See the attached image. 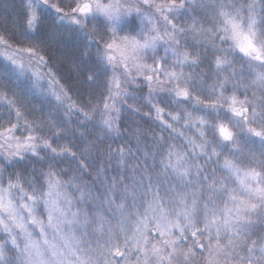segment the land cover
Wrapping results in <instances>:
<instances>
[{
    "label": "snow or ice",
    "instance_id": "6c2138e0",
    "mask_svg": "<svg viewBox=\"0 0 264 264\" xmlns=\"http://www.w3.org/2000/svg\"><path fill=\"white\" fill-rule=\"evenodd\" d=\"M24 10L23 39L32 46L9 53L0 36L8 62L0 80L29 77L38 87L44 75L31 63L47 65L40 53L59 43L65 26L94 46L86 79L102 88L95 100L65 105L68 91L48 81L68 123L73 113L83 117L77 124L86 131L70 130L83 147H54L69 129L28 119L15 92L11 99L0 93L15 118L0 127V264H264V0H25ZM182 15L191 23L174 22ZM17 53L30 57L28 65ZM202 64L206 71L196 72ZM141 84L162 132L183 143L161 134L153 145H109L116 168L101 164L91 182H82L105 137L120 135L123 107L139 111L127 101L138 99L130 89ZM157 97L191 110L166 112ZM97 113L99 134L87 140ZM181 120L193 136L174 127ZM46 123L55 129L48 137L41 135ZM66 158L75 165L63 179L68 169L57 165ZM13 165L20 167L5 176Z\"/></svg>",
    "mask_w": 264,
    "mask_h": 264
},
{
    "label": "trees",
    "instance_id": "16d2710c",
    "mask_svg": "<svg viewBox=\"0 0 264 264\" xmlns=\"http://www.w3.org/2000/svg\"><path fill=\"white\" fill-rule=\"evenodd\" d=\"M56 2V0H53ZM62 5H66L68 0H59ZM25 0H2L0 2V36H3L5 40L17 49H23L32 46L29 40L23 39V33L25 32L24 24V10ZM5 8L7 11H5ZM199 18V17H197ZM171 19V17H170ZM178 25H185L191 23V17L182 15L180 18L174 21ZM91 26H89L90 30ZM59 34L62 39L58 44L52 46L47 52H41V55H45V59L48 61L45 68L49 72L51 70V79L58 81L56 84L58 88L61 86L68 91V95L71 97V101L66 100L65 105L75 101L78 105L82 104L88 99L95 100L100 95L102 86L96 82H87V77L91 74L93 68L94 59V46L89 45L88 38L77 33L72 27L60 26ZM195 52V48L190 49ZM203 49H201L202 51ZM86 51H91L93 56H85ZM163 55L161 50L157 53V56ZM8 62L0 58V68H3ZM193 71L191 68H185V72ZM196 72L206 71L205 66L202 64L199 68L195 69ZM212 75L209 73L207 77V83L212 82ZM140 83V81H137ZM0 93H7L8 98H13L12 93H16V99L18 100V106L25 112L28 119L35 117L38 120L53 121L58 125L69 129L67 139L60 138L59 140L53 141V146L68 144L71 141L77 144L78 147H83L81 138L79 136H73L71 129H77L78 131H86L80 129L77 121L83 120V117L78 113H73L71 116V123H68V118L65 115L66 108L55 101V97L49 93V83L42 82L38 87H31V80L29 77L17 79L15 75H12L8 79L0 80ZM135 92L138 99L129 98L127 104H131L134 108H138L139 111L130 110L126 105L121 111V119L118 124L120 135L115 133L108 135L104 139V143L100 144L101 154L94 155L90 158L93 166L88 169L92 173L91 176L85 175L82 182H91L95 177V170L99 168L101 164L105 167L111 166L116 168V160H109L106 155V149L110 145L113 149L118 148L122 144H127L135 148L137 139H139L141 146L155 144V136L164 135L166 138H170L168 142H175L177 145L183 143V138L176 136L169 131L161 130V126L154 120V113H151L150 107L142 99L147 94V86L141 84L139 89H130ZM206 91V89H205ZM232 93L231 85L228 88L227 94ZM240 99H243L246 95L242 90L237 93ZM251 98V90L247 94ZM171 97H157L156 100H162L160 107L165 108V111L176 112L178 108L191 110V105L187 102L180 105L168 104L167 101ZM149 113V115H145ZM200 114V113H197ZM165 119H169L165 116ZM99 120V114L97 113L94 121L89 123L87 131L91 132L92 135L86 137L87 140L94 139L95 135H98V129L93 125ZM169 122H171L169 120ZM10 123H15L14 116L9 119L8 108L0 103V127H8ZM183 124V120L178 125H174L179 131H182L185 136H193L194 132L192 129H185L180 127ZM55 129L48 130L47 123L45 124V130L41 132V135L48 137L53 134ZM17 136L21 135V132H16ZM258 147V144L257 146ZM77 149H73L76 151ZM151 151V148L148 149ZM79 155V153H77ZM43 155V153H41ZM132 163L133 161H129ZM0 164L3 161L0 160ZM75 162H70L67 158L61 164L57 165L58 169H68L67 175L63 176V179H67L68 176L73 175L72 169L74 168ZM32 165H29L31 167ZM20 165H13L11 169L5 171V176L9 174V171L18 170ZM39 167V165H37ZM214 165H209V168ZM109 176L115 175L114 171L107 173ZM100 188L99 183H96L92 187V191L95 192ZM118 259V258H117Z\"/></svg>",
    "mask_w": 264,
    "mask_h": 264
},
{
    "label": "rangeland",
    "instance_id": "374dc122",
    "mask_svg": "<svg viewBox=\"0 0 264 264\" xmlns=\"http://www.w3.org/2000/svg\"><path fill=\"white\" fill-rule=\"evenodd\" d=\"M157 2H160V0H157ZM15 49H17V48H15V47H11V49H10V50H7V51H9V53H10L11 50H15ZM3 51H6V50L3 48L2 45H0V52H3ZM161 52H163V49H162V48H161ZM17 55H18V57H19L20 59H22V60L25 62L26 65H28L29 60H30V57H29L26 53H17ZM0 58L3 59V60H5V61H7V60L4 59V57H2V56H0ZM148 62L151 63L152 61L149 60ZM31 69H32L33 71H39L40 73H42V74L44 75V80H43V82H47V83H48L49 79H51V77H49V76L47 75V74H48V71H47V69L45 68V66L37 67V63H36L35 61H33V62L31 63ZM53 87H55L57 90H59V88L57 87V85H53Z\"/></svg>",
    "mask_w": 264,
    "mask_h": 264
}]
</instances>
